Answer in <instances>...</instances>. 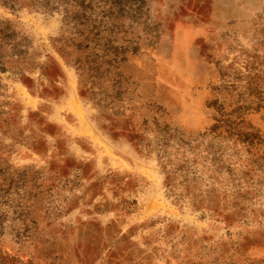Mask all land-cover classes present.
Listing matches in <instances>:
<instances>
[{"label":"rangeland","instance_id":"1","mask_svg":"<svg viewBox=\"0 0 264 264\" xmlns=\"http://www.w3.org/2000/svg\"><path fill=\"white\" fill-rule=\"evenodd\" d=\"M264 0H0V264H264Z\"/></svg>","mask_w":264,"mask_h":264},{"label":"trees","instance_id":"2","mask_svg":"<svg viewBox=\"0 0 264 264\" xmlns=\"http://www.w3.org/2000/svg\"><path fill=\"white\" fill-rule=\"evenodd\" d=\"M260 144H264V137H260Z\"/></svg>","mask_w":264,"mask_h":264}]
</instances>
